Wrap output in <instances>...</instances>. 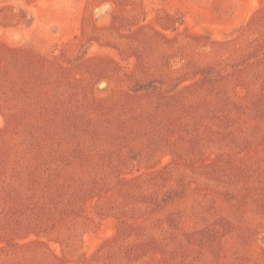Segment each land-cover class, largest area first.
<instances>
[{
	"label": "rangeland",
	"instance_id": "374dc122",
	"mask_svg": "<svg viewBox=\"0 0 264 264\" xmlns=\"http://www.w3.org/2000/svg\"><path fill=\"white\" fill-rule=\"evenodd\" d=\"M0 264H264V0H0Z\"/></svg>",
	"mask_w": 264,
	"mask_h": 264
}]
</instances>
